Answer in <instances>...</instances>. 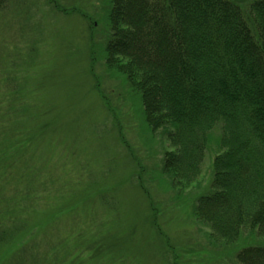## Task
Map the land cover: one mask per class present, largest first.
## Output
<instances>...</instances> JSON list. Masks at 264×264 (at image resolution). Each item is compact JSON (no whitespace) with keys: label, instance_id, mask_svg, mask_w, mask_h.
I'll return each instance as SVG.
<instances>
[{"label":"rangeland","instance_id":"1","mask_svg":"<svg viewBox=\"0 0 264 264\" xmlns=\"http://www.w3.org/2000/svg\"><path fill=\"white\" fill-rule=\"evenodd\" d=\"M111 8L0 0V264H238L264 239L216 248L193 213L225 154L221 128L197 181L172 187L167 132L108 64Z\"/></svg>","mask_w":264,"mask_h":264},{"label":"trees","instance_id":"2","mask_svg":"<svg viewBox=\"0 0 264 264\" xmlns=\"http://www.w3.org/2000/svg\"><path fill=\"white\" fill-rule=\"evenodd\" d=\"M110 1L108 64L141 96L149 126L167 132L164 176L190 188L219 126L225 154L194 218L216 248L264 239V0ZM235 259L264 264V246Z\"/></svg>","mask_w":264,"mask_h":264}]
</instances>
